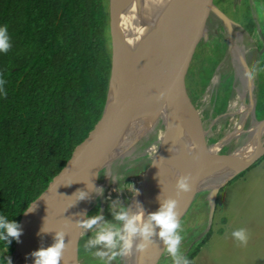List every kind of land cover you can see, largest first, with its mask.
Wrapping results in <instances>:
<instances>
[{"label": "trees", "instance_id": "obj_1", "mask_svg": "<svg viewBox=\"0 0 264 264\" xmlns=\"http://www.w3.org/2000/svg\"><path fill=\"white\" fill-rule=\"evenodd\" d=\"M0 24L11 44L0 52V215L19 223L101 121L111 68L108 0H0ZM195 84L190 101L201 93ZM259 95L256 116L264 88ZM15 240H0V264L12 259Z\"/></svg>", "mask_w": 264, "mask_h": 264}, {"label": "water", "instance_id": "obj_2", "mask_svg": "<svg viewBox=\"0 0 264 264\" xmlns=\"http://www.w3.org/2000/svg\"><path fill=\"white\" fill-rule=\"evenodd\" d=\"M112 1L110 5L113 21ZM197 4L198 6L195 8L194 0H139V8L144 17L152 19L156 13L155 16L160 19L161 28L156 39L158 51L156 65L149 78L135 84L125 95L119 97V102L114 106H109V103L113 93L120 52L113 42L111 21V76L107 102L101 121L91 141L74 155L51 187L34 201V210L28 213L24 212L22 215L19 225L23 231L19 237V242L15 240L12 264H33L34 258L30 254L40 247H47L43 241L42 224L44 219L58 209L66 207L78 191L87 183L94 181L107 167L113 165L118 157L158 116L162 117L167 133H172L175 127L180 125L181 128L197 138V146L194 151L187 152L181 160L164 170L160 176L152 178L150 184L142 187L136 193L133 199L134 204L126 208L129 215L135 212L137 208H139L137 212H144L142 201L145 195H153L166 189L177 192V180L181 176L189 175L191 168L202 159L207 150V137L201 120L197 115H194L189 107L190 100L188 97L186 98L187 95L184 90L190 34L193 29L198 30L202 34V38L208 39L205 20L210 12L219 16L228 25L236 24L210 0H199ZM233 46L231 41L230 48ZM246 68L250 73L247 65ZM236 80L235 74V82ZM178 94L181 97L180 101L177 99ZM243 103L246 104V101ZM255 104L256 102L253 108V119L258 122L255 115ZM174 108L177 111L176 120L172 116ZM187 117L198 118L199 120L195 119L196 121H194L192 119L189 122ZM259 123L261 124V131L257 135V140L264 137V120L259 121ZM257 140L253 142L252 147L254 149L257 147ZM227 155L217 154L216 157L221 159L226 158ZM263 156L264 143L258 150L247 153L243 161L233 167L217 186L208 191L209 224L213 220L216 200L221 188L257 163ZM211 159L213 160V158ZM212 160L199 172L190 175L191 184L200 186L211 175L214 166L219 167ZM143 220H148L145 215H143ZM136 240L139 242V236ZM151 240V244L142 251L134 248L131 264L159 263L164 254L165 245L163 241L158 244L155 243L152 237ZM58 264L61 262L59 261Z\"/></svg>", "mask_w": 264, "mask_h": 264}, {"label": "rangeland", "instance_id": "obj_3", "mask_svg": "<svg viewBox=\"0 0 264 264\" xmlns=\"http://www.w3.org/2000/svg\"><path fill=\"white\" fill-rule=\"evenodd\" d=\"M210 1L213 3L214 0ZM110 2L111 0H108V11L111 24ZM224 3L225 5H222L224 7H221L225 12L224 14L230 20L240 25L249 35L248 37L242 30H237V33L243 35L242 43H244L247 52L250 47V50L261 49L262 52L264 49V0H233V2L232 0H226ZM216 5L218 6V3ZM110 26L111 25H109V27ZM250 38L255 40L256 44L252 43ZM202 39V34L199 33L198 30L193 29L189 38V52L187 55L184 75V90L187 95L186 98H189V92L191 90H197L195 84L197 80H199L200 85H203L199 87L201 88L199 97L194 101L191 100L189 107L194 115H200L199 119L204 127H212L211 132L208 133L206 141L207 149H209L213 144L218 143L232 127L233 119L226 118L218 121V118L225 114L226 111L224 109L228 107V98L233 94V88L231 89V85H234L233 76L235 75L236 70L233 66L232 59L228 55L229 47L225 30H214L213 34L209 35L206 40V42H210V45L203 46ZM109 46L110 59H112L111 28H109ZM254 75L256 78L254 98L253 100L248 98V104L254 102L257 97V72H255ZM216 76L220 77V83L211 92L210 85L213 83V79ZM229 76H232V84ZM228 89H230V92ZM259 100H261V98ZM257 118L258 120L264 118V107L262 104H260V107L257 110ZM247 121L248 122L243 126L244 130L248 129V127L245 126H248L252 120L248 119ZM161 124V130L166 132L163 120L161 121ZM179 131L184 137L189 135L188 132L182 130L180 125ZM234 146L235 140L227 142L226 147L228 148V153L232 151ZM225 150L226 148L221 149L218 154L225 153ZM232 152L227 156L231 157ZM154 157V153H148L135 160L120 165V167L114 166V176L118 169L123 170L128 168L133 170L132 178H137L141 173L145 172L148 167H151L154 164ZM138 166H140V168H138ZM128 179H126L125 182H128ZM120 184L121 185L117 186L118 191H120L123 186L122 183ZM105 197H108V191H106ZM203 197L204 196L201 198ZM111 198L112 199L109 198L107 201L105 209L102 208L101 204H98L94 210H91L98 202H100L98 185L94 184L82 212L80 221H83L88 216H95L103 213V223L109 221L112 224L117 225V221L113 219V214L120 209L112 210L111 202L115 198V195H112ZM131 204H134L133 200L124 208L126 209ZM197 208L198 201H196L192 207L190 213L191 216L196 212L195 210H197ZM79 209V200L76 199L75 195L74 199L71 200L66 207L61 208L60 212L64 214L62 220H60V214L57 216V219L54 218V230H61L67 225H70L74 216L79 212ZM138 209L139 208H137V210ZM137 210L132 212V214L137 213ZM206 212H208V209H206ZM71 216L72 218L68 222H65L66 217L69 219ZM191 216H189V220ZM199 219L200 221L202 219V223L204 222L201 228L202 232H205L202 233V235H204H201L202 237L195 244L189 242V249L188 245L185 244L186 247L183 248L182 252L185 253L188 249V252L191 251V253H195L198 246L197 244L201 243V240L206 236L207 232L210 230L212 231V234L209 237V240L196 251L194 258L190 260V264H264V158L256 166L245 171L242 175L235 177L221 188L218 195L216 211L211 224L208 223V214L200 215ZM185 223V220L180 223L182 235H185L187 232L184 230ZM94 227L95 225L90 229H85L78 224L75 232L77 234L75 239H78L79 236L87 237L92 233ZM237 229L245 230L247 237L245 243H241L238 239L232 236V232ZM86 242L87 241L83 244H86ZM66 245L68 246L65 255L66 260L75 264H98L99 258L93 257L89 252H94L97 248H102L101 245L89 248V252L84 250L83 245H78L76 243L69 244V242H66L65 246ZM165 255L167 258H171L167 253ZM119 260L120 257L112 259L110 264H120Z\"/></svg>", "mask_w": 264, "mask_h": 264}, {"label": "bare ground", "instance_id": "obj_4", "mask_svg": "<svg viewBox=\"0 0 264 264\" xmlns=\"http://www.w3.org/2000/svg\"><path fill=\"white\" fill-rule=\"evenodd\" d=\"M198 1L199 0H194L195 8L198 6ZM112 7L113 42L119 49L120 55L109 106L116 105L120 100V96L125 95V93L134 87L135 84L146 80L153 73L158 56L156 39L161 28L160 19L155 16L156 13H154L152 19L142 15V10L139 8V0H113ZM242 39L243 35L237 33L235 44L229 49L228 54L232 59L239 84L237 83L236 88L234 89L235 96L231 100L227 112L218 118V121L226 118L233 119L232 127L218 143L213 144L205 151L202 159L191 168L189 175H193L199 172L200 169H203L206 164L211 162V158H213L212 161L219 167L214 166L211 175L205 179L200 186L191 184L192 187L190 192H181L177 195V192H174L171 189H166L153 195H145L142 201L144 204L143 215H145L147 219L149 214L158 210L163 200L171 197L177 200V209L179 211L180 220L196 196L208 192L213 187L217 186L218 183L230 173L233 167L245 159L247 153L258 150V148L264 143V137L257 140V135L261 131V124L255 123L253 119L255 102L247 103L248 98L251 100L254 98V80L251 75H249L246 68L245 59L247 49L243 46ZM219 83L220 77L216 76L213 83L210 85V91L212 92ZM177 99H179V101L181 100L179 94L177 95ZM243 101H246V104H244ZM172 116L175 120L177 119V111L175 108L172 110ZM197 117H200V115H197ZM192 119L193 118L187 117L189 122H191ZM195 119L199 120L198 118ZM195 119L193 120L196 121ZM248 119L252 120L251 125L248 129L244 130V123ZM161 121L162 117L158 116L130 145V147L118 157L113 165L107 167L94 181L87 183L81 189L84 191L85 197L79 199V212L74 216L70 225L59 230L64 233L65 243L69 242V244L76 243L78 245H83V243L91 238L99 227L104 224L102 220L98 221L90 235L87 237L79 236L78 239H75L77 235L75 233L76 229L94 184L98 185L99 199L103 206L102 208L105 209L109 198L112 199V195H115V198L111 202V208L112 210H118L121 207H126L142 187L150 184L152 178L160 176L164 170L181 160L187 152L194 151L197 146L196 137H193L190 133L187 137L182 136L179 131V125L175 127L172 133L163 132L161 130ZM203 128L207 137L208 133L211 132L212 127L206 128L203 126ZM182 130L187 132L183 128ZM230 140H235V146L232 149L233 152L231 151L232 156L228 157V155L226 158H217L216 156L223 144ZM256 140L257 147L254 149L252 145ZM148 153L155 154L154 164L151 167H148L145 172L141 173L137 178L130 177L128 179L129 181L125 182L126 175L123 171L130 170L128 168L123 170L118 169L116 171V177L114 176V166L120 167V165L135 160ZM138 168H140V166H138ZM120 183H122L123 186L122 189L118 191L117 186L121 185ZM106 191H108V197H105ZM74 197L71 200H73ZM60 210L61 208L43 221V241L47 247L53 244L55 239V235L53 234L54 218L57 219V216L60 214V220H62L64 216ZM72 216L69 219L66 217L65 222H68ZM158 231L159 229L157 228L152 236L154 242L157 244L162 241L157 234ZM67 247L68 246L66 245L63 249L60 262L61 264H75L65 259L64 255L68 249ZM134 248L135 243L131 252L128 255L121 257L122 264H131Z\"/></svg>", "mask_w": 264, "mask_h": 264}, {"label": "clouds", "instance_id": "obj_5", "mask_svg": "<svg viewBox=\"0 0 264 264\" xmlns=\"http://www.w3.org/2000/svg\"><path fill=\"white\" fill-rule=\"evenodd\" d=\"M10 47L8 26L7 24H0V52H6ZM2 86L3 81L0 80V93L3 92ZM190 181V175L181 176L177 180V195L181 192L191 191ZM84 197L83 190L76 193V199L79 200ZM34 205L35 202L27 207L24 212L33 211ZM101 219L102 217L99 214L88 216L79 224L85 229H90ZM113 219L122 222V225H114L109 221H105L94 235L87 240L86 244H83V248L87 252H89V248L96 245L102 246L94 252H89L93 257L99 258L98 264H110L112 259L128 255L134 243L137 250H144L151 244V237L157 228L159 229L157 234L165 245V251L171 257V264H190L188 257L181 251V242L184 237L181 233L179 211L175 198L169 197L163 200L158 210L149 214L147 221L143 220L142 211L129 215L127 209L123 207L113 214ZM22 231L17 221L9 220L6 216L0 215V240L6 241L7 245L11 242V239H16L19 242ZM137 236L140 238L139 242L136 241ZM232 236L241 243H245L247 239L244 229L234 230ZM64 247V233L58 231L53 244L46 248L40 247L30 254L34 258L33 264H58L62 258ZM7 264H12L10 258H7Z\"/></svg>", "mask_w": 264, "mask_h": 264}, {"label": "crops", "instance_id": "obj_6", "mask_svg": "<svg viewBox=\"0 0 264 264\" xmlns=\"http://www.w3.org/2000/svg\"><path fill=\"white\" fill-rule=\"evenodd\" d=\"M211 22V20L209 19V22H208V24ZM224 23V27L223 28H220L221 30H225V32H226V36H227V42H228V47H229V49H230V42L232 41L233 42V44H235V40H236V33H237V30H242L248 37H249V35L243 30V28L240 26V25H238L237 23H236V25H234V26H236L237 28H235V27H233V25H228V24H226L225 22H223ZM206 26V25H205ZM219 27V26H218ZM206 28H208L207 26H206ZM217 30V29H216ZM218 31V30H217ZM251 39V38H250ZM252 40V43H255L256 44V41L255 40H253V39H251ZM243 44V46H244V43H242ZM245 47V46H244ZM263 47V46H262ZM246 48V47H245ZM251 48V47H250ZM250 48H249V50H250ZM248 50V52H247V55H246V65H247V67L249 68V70H250V73H251V77H252V79L254 80V86H255V84H256V78L254 77L255 75H254V73L255 72H257V89H258V92H257V97L255 98V101L254 102H256V104H255V115H256V107H257V103H258V101H259V90L260 91H262V89L264 88V60H263V56H264V49H263V51L261 52V49L260 50H250L249 51ZM234 66V65H233ZM237 68H238V66H237ZM239 73V72H238ZM236 74V73H235ZM238 77V76H237ZM233 78H234V85L232 86V91H233V94H234V96H235V93H234V89L236 88V85H237V83L239 84V80L237 81L236 80V82H235V75L233 76ZM214 80V79H213ZM233 94H232V96L229 98V100H228V107L225 109V111L227 112V110H228V108H229V105H230V102H231V99H232V97L234 98V96H233ZM224 111V112H225ZM225 112V113H226ZM256 119H257V121L258 122H255V123H257V124H259V121H263L264 120V118L262 119V120H258V118H257V116H256ZM248 121L246 120V122L244 123V125L247 123ZM252 122V121H251ZM251 122L249 123V125L248 126H245V127H249L250 125H251ZM244 128V127H243ZM227 146V142H225V144H223V146L221 147V149H223V148H226V152L225 153H223V154H221V153H219L220 155H226V154H229L228 153V148L226 147ZM221 149L219 150V152L221 151ZM253 168V167H252ZM251 169V168H250ZM247 170H249V169H247ZM246 170V171H247ZM118 172H120V171H118ZM245 172V171H244ZM123 173L126 175L125 176V179H128L129 178V176L130 177H132V175H133V170L131 169V170H126V171H123ZM239 176V175H238ZM206 195H207V197H208V192H205V193H202V194H200V195H198V196H196L195 198H194V200H193V202H192V204H191V206L188 208V210H187V212L185 213V215H184V217L181 219V221H180V223L181 222H183L184 220L186 221V223H185V231H187L186 232V234L184 235L183 234V237H184V239L182 240V244H181V251L183 250V248L184 247H186V245L185 244H189V242H191V244L192 243H197L199 240H200V238L204 235H202V233H205V232H202V230H201V228H202V226H203V224H204V222L202 223L201 221H200V219H199V216L200 215H202V214H208V216H209V214H210V204H209V201H208V198H206ZM202 196H204L203 198H201ZM217 200H218V197H217ZM217 200H216V207H217ZM196 201H198V208H197V210H195L196 212L195 213H193L192 214V216L190 215V213H191V210H192V207H193V205H194V203L196 202ZM98 204H101V202H98L93 208H92V210H94V208L98 205ZM207 204V205H206ZM102 206V205H101ZM103 207V206H102ZM216 207H215V211H216ZM206 209H208V212H206ZM101 212V211H100ZM214 214H215V212H214ZM100 215H101V217H102V219L101 220H103V217H104V214L103 213H100ZM186 215H187V217H186ZM189 216H191L190 217V220H189ZM187 220H186V219ZM213 218H214V216H213ZM198 222V223H197ZM201 222V223H200ZM223 222H225V221H223ZM199 223H200V225H199ZM209 223V222H208ZM117 225H122V222H120V221H117ZM202 235V236H201ZM183 245H185V246H183ZM191 246V245H190ZM188 249H189V245H188ZM187 249V250H188ZM165 254H166V251H164V254H163V256H162V259L159 261V263L158 264H171V258L169 259V258H167L166 257V261L165 262H161L162 260H163V258H165ZM119 263L120 264H122V262H121V257H120V260H119Z\"/></svg>", "mask_w": 264, "mask_h": 264}, {"label": "flooded vegetation", "instance_id": "obj_7", "mask_svg": "<svg viewBox=\"0 0 264 264\" xmlns=\"http://www.w3.org/2000/svg\"><path fill=\"white\" fill-rule=\"evenodd\" d=\"M226 0H214L213 4L223 13L224 10L222 9L224 6H222L223 4L225 5ZM233 2V0H232ZM218 3V6L216 5ZM228 3V2H227ZM222 7V8H221ZM209 19L211 20V22L208 24ZM232 21V20H231ZM224 21L219 18V16H217L216 14H214L213 12L209 13V15L207 16L206 20H205V25L208 27V37L209 35L213 34L214 30H219L220 28L224 27ZM234 22V21H233ZM236 24V22H234ZM219 26V27H218ZM233 27L237 28L236 26L233 25ZM188 253V250H186L185 253H183L184 255H186ZM166 256V255H165ZM167 259L166 257L163 258V260L161 261L162 263L165 262Z\"/></svg>", "mask_w": 264, "mask_h": 264}, {"label": "built area", "instance_id": "obj_8", "mask_svg": "<svg viewBox=\"0 0 264 264\" xmlns=\"http://www.w3.org/2000/svg\"><path fill=\"white\" fill-rule=\"evenodd\" d=\"M165 257H167V256H165Z\"/></svg>", "mask_w": 264, "mask_h": 264}]
</instances>
